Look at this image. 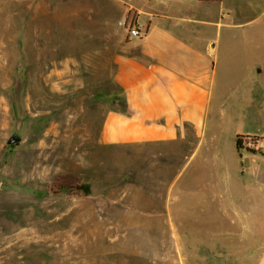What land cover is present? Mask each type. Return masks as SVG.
<instances>
[{"label":"rangeland","instance_id":"374dc122","mask_svg":"<svg viewBox=\"0 0 264 264\" xmlns=\"http://www.w3.org/2000/svg\"><path fill=\"white\" fill-rule=\"evenodd\" d=\"M129 1L138 0L0 1V264H259L264 152L238 151L236 137L264 141V80L245 81L249 64L264 67V0L209 5L212 18L233 8L244 24L231 37L238 48L224 47L217 59L238 55V101L231 86L206 129L207 139L218 136L212 163L227 201L250 221L242 223L221 220L211 206L200 155L99 143L104 111L85 92L98 85L86 67L100 40L127 33ZM228 33L212 29V42L222 47ZM14 134L22 141L9 146ZM67 174L95 192L51 193Z\"/></svg>","mask_w":264,"mask_h":264},{"label":"crops","instance_id":"0c3cea01","mask_svg":"<svg viewBox=\"0 0 264 264\" xmlns=\"http://www.w3.org/2000/svg\"><path fill=\"white\" fill-rule=\"evenodd\" d=\"M225 1L167 0L166 6L152 0L126 2L125 28L128 19L134 17L147 35L130 38L126 28L125 35L94 45L86 70L88 78L99 86L85 92L96 96L98 107L104 111L98 136L102 146L123 151L154 150L158 155L169 150L190 159L200 155L203 165L198 172L209 179L211 206L221 220L242 223L250 221L241 220L238 208L227 201L221 168L212 163L217 160L214 144L218 136H206L211 112L223 108L231 86L237 88L238 101V55L228 54L222 65L217 59L224 47L227 51L238 48V40L231 37L244 24H238L233 8L220 10L219 18H212L209 8L212 3L223 6ZM212 29L229 32L222 47L212 42ZM3 30L0 23V49ZM80 72H75L77 79ZM258 79L264 80V67L259 62L249 64L247 87ZM253 101L249 98V103ZM143 199L141 196L140 205ZM259 264H264V248Z\"/></svg>","mask_w":264,"mask_h":264},{"label":"trees","instance_id":"16d2710c","mask_svg":"<svg viewBox=\"0 0 264 264\" xmlns=\"http://www.w3.org/2000/svg\"><path fill=\"white\" fill-rule=\"evenodd\" d=\"M244 137H236V148L238 151L242 149V138ZM49 190L55 194L65 192L67 196L71 197H88L95 192L93 186L81 183L78 178L69 174L57 176L50 185Z\"/></svg>","mask_w":264,"mask_h":264},{"label":"built area","instance_id":"2783aa9c","mask_svg":"<svg viewBox=\"0 0 264 264\" xmlns=\"http://www.w3.org/2000/svg\"><path fill=\"white\" fill-rule=\"evenodd\" d=\"M126 28L130 38L142 39L147 35V31L144 27L137 24L134 17H130L126 22ZM257 136L242 138V149L254 150L256 152H264V141Z\"/></svg>","mask_w":264,"mask_h":264},{"label":"water","instance_id":"95a60500","mask_svg":"<svg viewBox=\"0 0 264 264\" xmlns=\"http://www.w3.org/2000/svg\"><path fill=\"white\" fill-rule=\"evenodd\" d=\"M22 141V138L17 135V134H14L11 136V138L8 140L7 144L9 146H12V145H17L19 144L20 142Z\"/></svg>","mask_w":264,"mask_h":264}]
</instances>
